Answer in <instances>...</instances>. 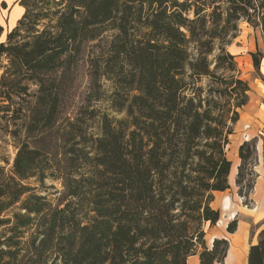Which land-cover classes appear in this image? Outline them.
<instances>
[{
    "label": "trees",
    "instance_id": "16d2710c",
    "mask_svg": "<svg viewBox=\"0 0 264 264\" xmlns=\"http://www.w3.org/2000/svg\"><path fill=\"white\" fill-rule=\"evenodd\" d=\"M18 4L0 41V264H188L195 254L221 264L228 240L207 246L203 226L219 219L210 203L229 188L225 148L250 91L227 46L240 21L264 31V0ZM89 41L90 91L68 113L63 100ZM250 55L258 68V52ZM104 82L121 117L93 105ZM254 152L253 142L237 150L245 201L252 183L242 185V169ZM31 179L59 182L56 203ZM246 264H264V228Z\"/></svg>",
    "mask_w": 264,
    "mask_h": 264
},
{
    "label": "rangeland",
    "instance_id": "374dc122",
    "mask_svg": "<svg viewBox=\"0 0 264 264\" xmlns=\"http://www.w3.org/2000/svg\"><path fill=\"white\" fill-rule=\"evenodd\" d=\"M22 11L23 8L18 4V0H0V23L3 25L4 29V32L0 37V41H3L5 33L14 26ZM45 22L46 20L40 21L37 28L41 29L42 24ZM238 27L239 31L237 32L236 37L232 39V44L228 49L236 56L235 60L240 73V77L248 83V86L250 88V91L248 93V101L245 104L246 106L252 103H259V99L262 94L261 92L262 90H264V31H262L259 27L249 25L245 21H240ZM111 33V31H106L103 37H108ZM96 45L97 41L86 42L84 44L82 52L76 57V64L72 70V76L74 77L73 84L71 86L69 95L63 100V102L68 107V113H72L73 111H75V109L83 102L86 93L90 91L89 55L97 49ZM250 50H253V53L258 52V57L260 58V64L258 68H255L253 66L252 59L250 61L247 59V54ZM7 64L8 59L6 58V56H0V74L3 72L4 67ZM33 89H35V86L32 85L31 90ZM103 89L105 90L103 100L95 102L93 103V105L100 112H105L110 116L121 117V115L113 113L108 108L109 102L107 100V96L110 92V82H104ZM242 109L243 108L241 107L240 110ZM89 124L90 131L96 133L98 131L97 119L89 121ZM243 142H253L256 146L255 139L244 140V136L239 133L237 125H234L232 134H230L229 136V143L225 148L226 157L229 159H231L233 156L237 157L238 147ZM255 153L256 150L253 157L243 165V186L248 184L251 185L254 179L253 167L256 162ZM30 182L36 187V193L46 195L48 200H50L54 204L56 203V198L61 191V185L59 184V182H54L47 179L44 182L43 186L36 183L34 179H31ZM243 192H245V190ZM245 199L246 198H244V200ZM203 230L205 232V242L208 246L210 245L208 240L209 231L206 224L203 226ZM192 263L193 262H189L188 264Z\"/></svg>",
    "mask_w": 264,
    "mask_h": 264
},
{
    "label": "crops",
    "instance_id": "0c3cea01",
    "mask_svg": "<svg viewBox=\"0 0 264 264\" xmlns=\"http://www.w3.org/2000/svg\"><path fill=\"white\" fill-rule=\"evenodd\" d=\"M230 45L227 46V49ZM229 52L234 55L231 51ZM253 52V50L248 51L247 59L249 61L251 60L250 54ZM234 57L236 59L235 55ZM261 93L259 103L242 106L243 109L240 110L238 121L235 124L239 133L244 136V140H256L254 179L252 188L247 194L248 200L245 201V196L238 193V186L235 184L237 167L240 164L237 155V157L228 158L231 161L228 175L229 188L224 191H215L214 198L210 203L212 208L219 211L220 216L214 225L206 224L209 231V233L207 232L209 243L211 245L214 238L228 240V249L222 264H246L249 245L256 242L257 232L264 228V90ZM232 220H236L237 225L234 232L229 233L226 228ZM189 262L199 264L198 255L190 256Z\"/></svg>",
    "mask_w": 264,
    "mask_h": 264
},
{
    "label": "built area",
    "instance_id": "2783aa9c",
    "mask_svg": "<svg viewBox=\"0 0 264 264\" xmlns=\"http://www.w3.org/2000/svg\"><path fill=\"white\" fill-rule=\"evenodd\" d=\"M263 65H264V56H263Z\"/></svg>",
    "mask_w": 264,
    "mask_h": 264
}]
</instances>
